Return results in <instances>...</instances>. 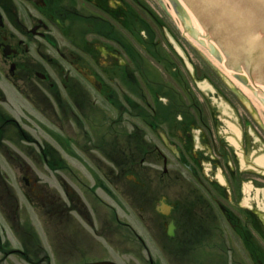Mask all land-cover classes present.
<instances>
[{
  "label": "flooded vegetation",
  "instance_id": "1",
  "mask_svg": "<svg viewBox=\"0 0 264 264\" xmlns=\"http://www.w3.org/2000/svg\"><path fill=\"white\" fill-rule=\"evenodd\" d=\"M137 4L138 0H0V169L4 164L23 171L17 175L23 182L17 192L38 217H55L54 211H60L70 222L73 212L87 218L88 208L101 222L106 195L88 169L111 184L105 169H136L149 162V155L161 160L165 169H173L174 162L182 170L180 211L173 204L167 213L157 203L153 209L162 233L174 239L181 229L179 221L183 225L195 217L196 225H186L182 232L198 231V200H202L198 195V115L189 117L187 98L182 100L178 83L175 87L164 84L163 91H157L150 75L139 67L140 57L132 59L138 31L146 30L148 37L150 33ZM141 47L149 56L150 50L144 44ZM125 57L135 70L129 69ZM84 74L93 76L95 83ZM141 104L148 113L141 114ZM39 122L56 132L74 154L66 152ZM241 138L245 155L246 140L253 136L245 130ZM123 148L143 149V155L138 161L127 158L131 161L125 162L120 156ZM230 153L227 191L216 178L207 180L210 189L201 185L216 208L217 201L225 203V210H220L223 219L235 235L246 240L250 228L257 229L253 219L258 214L250 201L240 203L246 194L241 185L259 183L249 168L239 167L232 146ZM42 167L66 171L68 181L57 175L60 199L55 191L43 188L41 177L31 171ZM74 181L82 186L81 191ZM0 182L2 208L11 216L18 215L21 204L14 188L7 185L6 174L0 173ZM247 194L250 200L251 192ZM220 217H214L212 226L220 228Z\"/></svg>",
  "mask_w": 264,
  "mask_h": 264
},
{
  "label": "rangeland",
  "instance_id": "2",
  "mask_svg": "<svg viewBox=\"0 0 264 264\" xmlns=\"http://www.w3.org/2000/svg\"><path fill=\"white\" fill-rule=\"evenodd\" d=\"M148 2L152 5V9L156 16H161V26H158L157 23L154 24L156 33L152 39L153 43L146 35V30L144 31L145 36L142 35L140 39L142 42L138 41V45L135 43L133 44L134 46L131 49L132 59L136 61V58L140 56L139 53L144 55V58L139 59V67L147 70L148 65H151L152 80L156 83V90L159 92L163 91L160 81L172 82L170 79L171 77L178 81L182 100L185 101L184 97H186L188 98V103L192 104V106L185 104L187 112L190 111L189 113L194 118L196 115H198L197 119H199V111H202L203 121H197L195 118V122H198V126H200V122L206 123V126L203 127L201 132L202 137L200 136V142H198V158L201 159L200 164L203 167V171L207 173L206 175L208 177H211V175L218 176L220 173L226 175V171L228 170L226 161L232 159L229 148L230 143H233L236 150L240 153L238 148L241 147V145L237 144L236 139H233V134L236 132L238 133L241 129L239 124L244 126L245 129V120H248L250 125V127H247V130H250V128H255L261 131L264 130V105L255 98L254 93H252L250 98L244 94L239 87H237L229 78H227L223 70L221 71L210 58H206V55L193 43L194 41H191V38L189 39L188 33L185 30L179 28L170 16L166 17L163 15V12L161 11L156 0H148ZM167 39L173 42L175 49H178L181 52L183 59H180V57L177 56V54L169 46ZM142 44L146 46L148 51H155L154 53H156V55L154 56L153 53H151V58L147 56L140 47ZM125 59L129 64V69L135 70L132 61L126 57ZM169 59L172 62L171 67L167 62ZM209 61L214 64V67L208 63ZM198 81H200L198 84L204 83L210 90L215 91L213 98L212 94L207 93V90L202 91L199 86L197 87L196 82ZM171 87H175V84L173 83ZM195 93L198 95V105L200 106L198 107V110H196L197 101L195 104L193 100L189 99V97L192 98ZM170 99L175 100L173 96H171ZM140 107V111L142 112L141 114H146L147 111L145 104H141ZM234 109H237L240 117L236 115L237 113L234 111ZM215 116L221 120V122L217 125H213V118H215ZM124 124L127 126V123ZM139 135L142 137L144 136L141 133ZM237 135L240 137V134ZM259 135V142H255V137L257 134L252 135V139H245L248 160L250 159L249 157L252 158L253 155L255 158L257 156L264 157V132H261ZM153 136L156 139V136ZM254 143L257 144L255 145ZM6 145L9 144L6 143ZM241 149L245 150L243 145ZM142 152L143 149H141V151L132 149L131 152L129 149L123 148L122 154L120 156L125 159V162L131 161L127 158L132 159V161H138L141 158ZM223 153L226 154V158L223 156ZM218 154H220L221 157L220 162L217 160V163H214L213 159L216 156H219ZM146 160L150 162H145L142 166L139 165V168L132 169L130 171H133L137 177L143 181L144 185L150 188V191L146 190V188L143 186H140L139 190H135L133 187H131V183L125 179L123 175V173L128 172L126 169H105L103 171L106 173L107 177L112 179L111 182L113 186L116 187L117 193L121 197L123 204L128 208V212L125 213L116 207L110 208L108 206L105 209L107 217H104L106 220L102 225L105 230L101 226V228H97L95 231H93L91 226L84 223L79 217H77L75 221H78L80 225L78 222H76L75 226L77 228L81 227V230H83L81 232L78 230L82 238L79 239L77 237V241L74 238L71 240L69 239L66 222H64L61 226L59 225V220H67L66 214H62L60 211H54L55 217H52L51 220L46 217L39 218L31 215L30 222L33 223V227L37 231L39 237V239H36L38 241L40 240V245L38 248H35L32 245L26 246L24 244H20L22 241L21 237L23 236L22 233L13 230L8 222L5 223L0 218V241L3 242L4 236H7L11 247L25 248V251H22V253L25 254L27 258L25 259L23 254L18 252L8 255L6 250H8L9 247L5 248V246L2 244V248L0 249V264H79L85 255L86 256L84 259L87 261L84 262H88L93 259L104 260L106 258H110L118 264H148L147 253L141 247V245L137 244L134 238L126 237L125 239L126 233L130 232L129 227L125 225L122 226L123 242L125 241V243H122V245L118 244L115 228L112 227V222L114 221L112 218H109L111 215V210L113 209L116 211L118 217L123 223H126L135 229L144 239L150 255L152 258L157 260V264H231L234 258L242 260L244 264H252L245 251L241 248L240 244L237 241L232 240L231 235L226 228L223 229L224 235L219 236V242L221 244L218 246V252L216 249H214V255L218 253L217 257L215 256L214 258L211 255L212 250L209 246H198L193 248L192 251L194 252L187 257H185V254L182 253L183 251L178 249V252H180L179 254L182 256L181 260L172 257V261L176 262H170L166 255L161 253L160 249L163 242L166 241L159 240L155 237L151 238L150 236L152 235L154 226L156 229L160 227L155 216V224L152 221L153 218L151 214V208L153 209L155 202L165 192L168 194V198L171 202L177 199L179 193L178 180L181 178V173L179 170L175 169L177 166H174V162H171L170 166L173 167V169L167 170V172L163 173L161 160H157L158 162L156 163V158L154 159L151 155L147 156ZM106 161L108 162V160ZM4 167L7 168V166L3 164L0 172L5 171L11 183L16 182L17 175L23 172L5 169ZM31 171L35 175L41 177L43 188L50 192L55 191L56 198L60 199L58 191H61V188L59 185H57L55 175L61 174L63 175L64 180L68 181V177L64 173L66 171L54 172L47 170L45 167ZM76 183L77 182L74 181L76 190L81 191L82 186L77 185ZM2 186L3 185H0V188H2ZM198 191L202 193L199 187ZM253 191L257 197V191L254 189ZM89 196H93V193H89ZM105 199L111 204L109 198L106 197ZM260 199H262L261 203L264 204V190H262V194L257 199V204H259ZM198 208L202 214L201 216L198 213V217L203 220L202 225H210L214 221L212 213L214 212V208H211L210 214L207 216V213H204L205 210L203 209L208 211L209 207H202L198 204ZM58 213L59 216H57ZM14 217V221L13 218L11 221H13V227L17 229L18 223H23L24 219L22 218V214L14 215ZM145 227L150 229V233H148ZM214 233L216 232L213 231L212 233H209L208 236L215 238L213 235ZM203 234L206 236L207 232ZM84 240L86 241L82 242ZM53 241L58 242L54 245ZM79 241H81V243L74 246ZM186 241L191 242L190 238H188ZM199 241L200 239L198 242ZM70 242H72V247L68 246ZM100 242L103 243L104 248L100 245L98 250L89 255L90 257H93V259H91L89 256H87V254L95 250ZM210 242V239L207 241L203 240V244L201 245H205L206 243ZM232 243L234 245V249L227 250L228 245H232ZM52 245L53 247H51ZM80 245L83 247L78 248ZM62 246H65L66 248H62ZM86 249L87 252H85Z\"/></svg>",
  "mask_w": 264,
  "mask_h": 264
},
{
  "label": "water",
  "instance_id": "3",
  "mask_svg": "<svg viewBox=\"0 0 264 264\" xmlns=\"http://www.w3.org/2000/svg\"><path fill=\"white\" fill-rule=\"evenodd\" d=\"M158 2V0H156ZM165 2V0H162ZM179 5L185 8L189 16V21L184 18V21L180 20L181 13L174 8L171 12L174 15H179V20L177 16H170L175 24L187 31L188 28H184V23L189 25L192 23L195 30L197 31L198 37L195 38L203 43L214 53L217 51L221 53V63L230 70L244 85H246L253 93H258V98L264 103V85L255 77H252L251 71L247 70L244 65L240 68L230 67L226 61V54L224 53V47L218 40L223 41L224 35L231 34L229 31L233 29L234 31H244V33H249L251 36H257L259 34H264V24L260 23L256 18L264 17V0H178ZM196 1V2H195ZM169 7H174L173 0H166ZM248 19L255 21V26L258 30L254 32L244 28ZM185 25V26H186ZM217 25H222L217 27ZM230 25V27H228ZM206 27L212 32L206 30ZM224 27L226 29L224 30ZM222 28V29H221ZM261 31V32H260ZM190 33V32H189ZM214 35L215 40L209 38L210 35ZM193 35V34H192ZM218 39V40H217ZM263 43V40L261 41ZM262 45V44H261ZM214 48L215 50H211ZM256 59L258 64L264 62V57L260 53H257ZM238 70V72H236Z\"/></svg>",
  "mask_w": 264,
  "mask_h": 264
},
{
  "label": "bare ground",
  "instance_id": "4",
  "mask_svg": "<svg viewBox=\"0 0 264 264\" xmlns=\"http://www.w3.org/2000/svg\"><path fill=\"white\" fill-rule=\"evenodd\" d=\"M187 33H188L189 39L191 38V41H194L193 43L197 47H199V49L202 50L204 52V54L207 55V57L210 58L212 60V62H214V64H216L217 67L221 71L223 70V72L227 76V78H229L237 87H239L243 91L244 94H246L250 98V96L252 95L253 92L246 85H244L230 70H228L221 63V61H219L218 59H216V58L213 57V55H212L213 53H211L210 49L206 46V44H203V43L199 42L191 33H189V32H187ZM199 85H200V87H201V89L203 91H205L208 88V86L206 84H204V83H200ZM255 98L258 99V100H260L256 95H255ZM262 104L264 105L263 102H262ZM239 155H240V157H243V154L242 153H240ZM257 157L256 158L254 157L255 160L253 158V161H256L257 163H260V164L263 165L264 164V157H261V156H259L258 158ZM251 164H253V163H251Z\"/></svg>",
  "mask_w": 264,
  "mask_h": 264
}]
</instances>
